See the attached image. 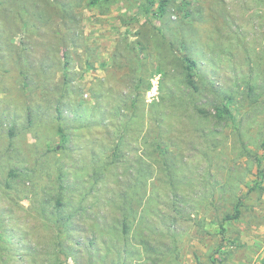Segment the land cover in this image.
Wrapping results in <instances>:
<instances>
[{
  "label": "rangeland",
  "instance_id": "374dc122",
  "mask_svg": "<svg viewBox=\"0 0 264 264\" xmlns=\"http://www.w3.org/2000/svg\"><path fill=\"white\" fill-rule=\"evenodd\" d=\"M168 1L146 19L135 8L146 0H0V264L55 261L60 232L59 264H264V0ZM159 30L184 44L154 49ZM142 36L149 72L161 61L165 74L134 116L125 46ZM185 53L193 96L173 62ZM222 96L234 122L213 117ZM142 182L144 198L127 204ZM238 199L240 218L223 222ZM121 204L133 208L127 242Z\"/></svg>",
  "mask_w": 264,
  "mask_h": 264
},
{
  "label": "trees",
  "instance_id": "16d2710c",
  "mask_svg": "<svg viewBox=\"0 0 264 264\" xmlns=\"http://www.w3.org/2000/svg\"><path fill=\"white\" fill-rule=\"evenodd\" d=\"M100 0H90L89 2V6L93 7L96 4H98ZM170 3V1L168 0H160L158 3V8L156 9V12L153 11V6H154V1L153 0H146V4H141L136 8V11L138 13V15L143 16L144 18L148 19L150 16L153 15H158L159 17H162L166 11V8L168 6V4ZM180 9L184 12V18L182 19L181 22H184L183 20L186 19V17L188 18V16L190 15L189 10L186 9L184 6L180 7ZM157 32V33H156ZM154 36H152V39H156L157 41H155V45H154V49H157L158 51H165L168 50L170 51V54L175 52V48H178L177 45H183V36L179 35L176 39H172V38H167L164 33L162 32V30L156 31ZM138 35H141V33H138ZM143 38V36H142ZM146 43V44H144ZM129 45L126 44L125 46V50L128 52V66L127 68H129L130 72L133 75V95L131 97L130 100V106L133 109V115L136 116L137 111H138V102L140 101V97H142L146 92L149 91L150 89V79L154 76V74H159L161 73L162 75L165 74L164 69L162 68V62L160 61L159 66L156 67L155 70H152L151 72H149V69L147 67V65L150 62V58L147 56L143 57V55H146V50H148V45H147V41L146 39H142V41H137L136 43H134L132 46L128 47ZM128 48V49H127ZM177 51V50H176ZM174 61L179 64V66L182 68V75H183V80L182 83L184 84V86L186 87V89L189 90V95H196L197 93L200 92L199 87L196 85V79H195V73H194V68L196 65V61L189 56L188 53H185L182 57L179 58H173ZM147 82V85L145 87H143L144 82ZM249 91L252 90V88L250 87L248 89ZM231 96H222L221 98V103L219 105H215L213 107V110L215 112V115H213V117L216 120L222 121V120H230L232 122L233 121V115L232 112L230 111V109L227 107L228 102L231 100ZM191 110L194 112L195 115L197 116H201L202 118H207L209 115H211L209 112L200 109L196 106H192ZM159 129V127H158ZM65 129L62 125L61 122L57 123V132L62 135L64 133ZM62 138H64L62 136ZM155 147L156 150L158 152L157 156L158 158H160L161 160H163L164 162V158L167 152V149L163 147L161 141L159 139H156L155 141ZM120 143H116L111 156H110V162L108 163L109 166L112 165H117L119 164L122 156L119 153V146ZM165 164V163H163ZM145 171V169L143 170ZM147 175L148 177L150 176V172H148V169H146ZM261 172V171H260ZM10 176L11 177H15V173L10 172ZM259 183L254 187H258ZM59 189L60 191H58V194L56 196L55 199V204L57 206V213L60 214L61 213V208L63 207V197H62V191L64 189V186L62 184L61 181H59ZM146 189V182H142L139 187L135 188L132 190V198L131 197H125V202L131 203L133 201L139 202L140 200H142L145 196V190ZM135 196V197H134ZM131 199V202H130ZM242 201L241 199H238L237 202L233 205L232 207V213H226V215L223 217V222H230V221H235L238 220L241 216V208H242ZM140 206V205H139ZM118 210L119 212H122V232L123 235H121V237L123 238V241L127 242L128 239L130 237H128V233H129V229H128V223L126 222L125 216L129 215L132 211L133 208L132 207H128V206H124L123 204H121L120 206H118ZM83 207H80V212L82 211ZM142 209V207H141ZM84 210V208H83ZM56 223H59V227H65L67 229V225L70 222V217H59L56 219ZM142 222V218H140V223ZM140 226V225H138ZM220 229L221 232L225 231V227L222 224H220ZM68 231V230H67ZM60 237H59V241L57 242L56 246L61 247L60 249L54 248L56 251H54V253L52 252L51 255L54 256V258H56L55 261H52L51 259H48V264H59L56 263L57 262V258L59 257L60 254H63L66 258H68V255L63 252L62 250V242L65 240L64 237V233L60 232ZM139 238V245H142V247H144L146 250L149 249V247L147 246V239L144 236V231H141L138 233L137 236H133V239ZM71 250V249H70ZM125 250V249H124ZM173 252L175 251V249L172 250ZM125 252V251H124ZM1 258V257H0ZM33 258H36V255L33 254ZM33 264H35V262H33ZM73 264H76V261H73Z\"/></svg>",
  "mask_w": 264,
  "mask_h": 264
}]
</instances>
